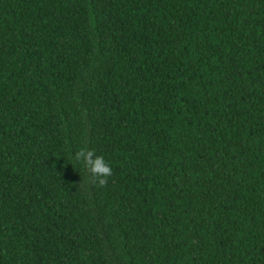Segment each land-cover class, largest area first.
I'll list each match as a JSON object with an SVG mask.
<instances>
[{
  "label": "trees",
  "instance_id": "1",
  "mask_svg": "<svg viewBox=\"0 0 264 264\" xmlns=\"http://www.w3.org/2000/svg\"><path fill=\"white\" fill-rule=\"evenodd\" d=\"M0 264H264V0H0Z\"/></svg>",
  "mask_w": 264,
  "mask_h": 264
},
{
  "label": "clouds",
  "instance_id": "2",
  "mask_svg": "<svg viewBox=\"0 0 264 264\" xmlns=\"http://www.w3.org/2000/svg\"><path fill=\"white\" fill-rule=\"evenodd\" d=\"M74 159L84 168L88 169L91 175L98 179L103 185L107 177L111 176L112 168L109 162L102 155H97L94 151L82 148L74 154Z\"/></svg>",
  "mask_w": 264,
  "mask_h": 264
}]
</instances>
